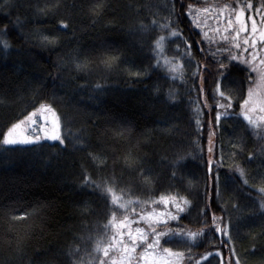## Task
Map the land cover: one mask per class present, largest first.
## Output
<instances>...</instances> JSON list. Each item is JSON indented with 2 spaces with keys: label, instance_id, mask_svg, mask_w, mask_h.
I'll use <instances>...</instances> for the list:
<instances>
[{
  "label": "trees",
  "instance_id": "1",
  "mask_svg": "<svg viewBox=\"0 0 264 264\" xmlns=\"http://www.w3.org/2000/svg\"><path fill=\"white\" fill-rule=\"evenodd\" d=\"M225 5V18L244 8L246 20L264 26V0H0V41L9 44H0V264L106 263L96 245L112 244L116 236L112 212L118 220L176 215L173 198L190 203H181L179 219L157 231L197 236L170 234L157 250L181 254L177 264H234L236 258L264 264V194L258 191L264 187V130L250 126L240 108L257 77L248 64L227 58L250 60L252 48L245 52L231 32L221 39L225 33L209 14L220 15ZM165 23L170 27L162 29ZM172 30L191 45V59L181 55L184 44ZM262 48L258 40L256 52ZM219 64L225 65L220 91L231 96L232 107L217 126ZM41 105L60 116L64 144L3 145L8 128ZM259 107L245 110L254 108L249 115L258 120L264 115ZM85 176L101 186L86 185ZM217 225L232 239L216 233Z\"/></svg>",
  "mask_w": 264,
  "mask_h": 264
},
{
  "label": "snow or ice",
  "instance_id": "2",
  "mask_svg": "<svg viewBox=\"0 0 264 264\" xmlns=\"http://www.w3.org/2000/svg\"><path fill=\"white\" fill-rule=\"evenodd\" d=\"M7 4H8V0H4V5H7ZM245 7L248 9H251L252 4L249 2L245 5ZM227 8L228 6L225 5L223 8L219 10L220 11L219 18L223 19V13L225 12ZM200 11L207 12L208 9L204 8V9L197 10L198 13ZM231 12L235 13L234 20L231 14H229V16L225 20V23H226V27L224 28L225 34L221 36V39L224 41H227L229 39V35H227V33L229 32L234 34L233 38L238 37L241 32H248V35L251 37V41L249 42V38L247 37L244 39L243 41V44L245 45L244 51L245 52L248 51V46L250 44V47L252 48L253 53H256L257 39L259 40L260 43H264V30L258 31L255 20H252L251 30L250 32L248 31V29L246 28V23L243 19L244 8L237 7V8L231 9ZM186 15L191 17L192 15L191 6H189V10L186 13ZM249 19H251V17ZM64 27H67V25H64ZM160 27L162 29H166V28H169L170 25L168 23H165V24L160 25ZM196 27H199V24H197ZM169 35L171 37H177L181 39V41L184 44V51L181 52V55L188 56L191 59V45L188 44L186 40H184V38L181 36L179 31L172 30L169 32ZM43 39L45 40V42L51 43V41H49L47 37H44ZM164 39L165 38L161 36V37H158V39L154 42L153 51L156 53V55L160 54L161 44ZM0 44H3V47L5 49L9 48V44L6 41H0ZM234 47L239 49L241 45L239 43H236ZM176 51L180 52L179 45L177 46ZM200 51L203 52L204 49H200ZM225 51H227V49H225ZM211 55L213 56V58H215V53H212ZM227 58L230 61H239L240 63L248 64L249 70L252 72H256L258 74L259 85L264 86V67L257 68L255 64H253V62L256 61L257 59V54H250V60H241L240 57L233 56L231 54H229ZM158 63L159 61H157V64ZM217 63L219 62L217 61ZM259 64L264 65V59L259 60ZM76 66L77 68L80 67L79 64H77ZM176 67L177 65H172L170 70L174 72L176 70ZM224 69H225V65L219 64V67H218L219 76L217 77L215 81L216 87L214 89V95H213V99L215 101V107L217 109L216 111L217 126H219L222 116L226 118L229 115V110L232 107L231 96H226L225 92L220 91V77L224 75V72H223ZM135 75L138 76L139 73H136ZM249 80H251V77H249ZM200 91L202 92L203 89L201 88ZM253 96H254L253 89L249 88L248 95L243 99L242 103L240 104V108L242 110L241 114L243 115L244 119L248 122L250 126H252L253 128L264 130V115L260 116L258 120H253L251 115H249V112L254 111L255 109L251 108V109L245 110V106L249 105L250 103H253V104L255 103L253 101ZM217 97L219 99H217ZM219 100H224L225 103H220ZM44 108L45 106L41 105L40 109H38L37 111H40L41 109H44ZM259 110L261 112H264V106H260ZM47 111L53 114V119L51 123L54 125V129H58L60 127V116L56 114V110L53 109L50 105L47 106ZM35 114H36L35 112L29 113V117H27L26 119H29ZM40 119L42 122L39 124H37L35 120H31V123L37 129L36 134L32 136H25L22 133H19L16 131L19 128L20 124L24 123V121H20L16 124H12V126L8 128L7 132L3 134L2 144L3 145H17V144L40 145V142L42 140L59 141L60 144H64V140L60 137V135L55 130L51 134L47 132V130L44 127V124L48 123V121L44 118L43 114H41ZM41 132L43 133V135L39 134ZM209 151L211 152L212 149L209 148ZM207 163L209 166V172H211L212 161L209 160ZM238 171L240 172L241 176H243L244 174L243 170L238 169ZM172 175L175 176V173H172ZM219 179H220L219 174L216 173L215 180L217 183V187L219 186ZM84 182L86 185H94L95 187L101 186L100 184H97L95 181L90 180L88 176L84 177ZM244 183L247 184L248 183L247 180H245ZM104 190L108 192L109 194L112 193V189L110 187H106ZM258 191L264 194V187L259 188ZM111 202L113 204H117L118 198L115 195H112ZM159 202L167 205L169 200L168 198L161 196L159 198ZM130 203H132V201H127L124 204H119L118 207L126 208L127 204H130ZM153 203H156V201H153ZM172 203L174 204L175 212L177 213L176 215H173V213L170 211H166L162 213L148 212L146 214H139V218L137 221H129L128 216L125 215L124 218L121 221H119V223H116V214L115 212H112L111 219L109 220V225L115 228L118 233V237L114 236L112 238L113 240L116 241V244L101 248L100 242L98 241L96 245V251H102L103 256L108 257L109 248L110 247L117 248V245H119L120 247L117 248V251L122 252L121 259L119 261H116L115 259H113L111 261V264H172V262L168 259V257L178 256L181 254L174 253L171 251V249H168V248L160 249V253L162 254H157V249L159 248L161 238L165 236H169L170 234L177 235V236L183 234V235H186L190 239H194L197 236V233H194V232L183 233V230H180V229H176V230L168 229L166 231H157V226L166 225L168 220H178L179 219L178 214L185 211V209L181 206V203L187 205L190 203V201L183 199L181 202H177L173 198ZM259 210L262 214H264V199L260 201ZM198 215H203V210H201L200 213H198ZM140 220L145 221L148 224L147 232L145 231L144 228H141V227H136L134 230L131 228L132 223H138ZM212 221H213V224H215L216 217L214 214L212 216ZM109 225H105L104 227L107 228ZM123 228H127L126 235L128 237V240L131 242L130 244L124 241L125 233L120 231ZM225 228H227V225H225ZM214 230L216 233L223 232L224 235L228 236L227 231H225V229H222L218 225L215 226ZM149 234H151V242H149ZM228 239L231 240L232 237L228 236ZM138 242L142 243L143 245H146L143 253H141L139 260L133 257V253L135 252ZM229 251L233 255L235 254L234 248H230ZM208 255H212V254L209 253ZM217 255H219V253H217ZM69 256H71V253H69ZM204 258L206 257H202V259ZM73 264H78V262H73ZM101 264H104V261H101ZM197 264H199V262H197ZM209 264H211V262H209ZM228 264H233L231 259L229 260ZM234 264H240L239 258L235 259Z\"/></svg>",
  "mask_w": 264,
  "mask_h": 264
},
{
  "label": "rangeland",
  "instance_id": "3",
  "mask_svg": "<svg viewBox=\"0 0 264 264\" xmlns=\"http://www.w3.org/2000/svg\"><path fill=\"white\" fill-rule=\"evenodd\" d=\"M229 10V9H228ZM213 13V12H212ZM227 13V10H225V12L223 13V19L219 18L220 15L219 14H216V15H212L211 13L209 14V16L213 19H216L214 22L216 26L220 25V30L224 32V28L226 27V23H225V15ZM229 14H231L233 20H234V17H235V13L234 12H229ZM229 14L227 15V17L229 16ZM245 23H246V28L248 29V31L250 32L251 30V25H252V18L249 20V19H245L243 17ZM214 26V25H213ZM262 26V27H261ZM219 29V28H218ZM257 29L258 31L260 30H264V26L262 24H260V26H257ZM240 37V39H237L239 41H244V39L247 37L249 38V42L251 41V37L248 35V32H241L240 35L238 36ZM258 41V39H257ZM250 46V44H249ZM258 49H256L257 51ZM250 54H257V64H256V67L257 68H262L264 67V65H260L259 64V60L261 59H264V48H262V52L261 53H253V50L250 51ZM256 74V77H257V80H256V90L254 92V96H253V101L255 102L254 104L253 103H250V105H256V106H264V86H260L259 83H258V74L255 72ZM40 109V108H39ZM35 115L30 117L29 119H24V123L20 124L19 128L16 130L17 132L19 133H22L23 135L25 136H32L34 134H36L37 132V129L35 128V126L31 123V120H35L37 122V124L41 123V114H43L44 118L48 121V123H45L44 124V127L45 129L47 130V132L49 134H51L54 130L58 133L57 129H54V125L51 123L52 119H53V114L49 111H47V107H45L44 109H41L40 111H35ZM253 120H257V118H254ZM41 135H43V133H39ZM210 145H212V143H210ZM139 217L136 218H133L134 220H129V221H137ZM119 221L121 220H118L116 218V223H119ZM146 223L145 221H142L140 220L138 223H132L131 224V228L134 230L136 227H141V228H144L143 227V224L141 223ZM147 224V223H146ZM112 227V226H111ZM113 228V227H112ZM114 229V233L116 234V236H118V233L116 231L115 228ZM145 231L147 232L148 229L144 228ZM120 231L124 232L125 235H124V241L126 243H131L129 240H128V237L126 235L127 233V228H123L121 229ZM114 237V236H113ZM149 237H150V234H149ZM112 244H116V241L113 240L111 242ZM112 244H108V245H105L101 248H104V247H108L109 245H112ZM120 247L119 245H117V248ZM146 245H143L142 243L138 242L137 243V246H136V249H135V252L133 253V257L136 258L137 260H139L140 256H141V253H143L144 249H145ZM117 248H109V256L108 257H104V260H107L106 263L107 264H111V261L113 259H115L116 261H119L121 259V255H122V252L121 251H117ZM102 255H103V252L101 251ZM157 254H162L160 253V250H157ZM168 259L172 262V264H177L178 262V258L177 256H173V257H168ZM91 261H94L93 259ZM110 262V263H109ZM104 262V264H106Z\"/></svg>",
  "mask_w": 264,
  "mask_h": 264
},
{
  "label": "water",
  "instance_id": "4",
  "mask_svg": "<svg viewBox=\"0 0 264 264\" xmlns=\"http://www.w3.org/2000/svg\"><path fill=\"white\" fill-rule=\"evenodd\" d=\"M220 234V233H219Z\"/></svg>",
  "mask_w": 264,
  "mask_h": 264
}]
</instances>
